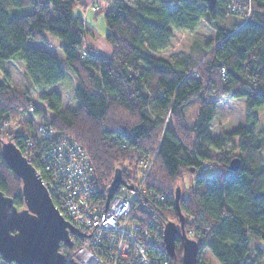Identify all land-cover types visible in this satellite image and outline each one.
<instances>
[{
  "label": "trees",
  "instance_id": "1",
  "mask_svg": "<svg viewBox=\"0 0 264 264\" xmlns=\"http://www.w3.org/2000/svg\"><path fill=\"white\" fill-rule=\"evenodd\" d=\"M132 2L114 0L103 9L104 38L112 51L103 55L85 44L90 29L76 13L85 7L80 0H0V67L20 61L30 90L47 104L46 109L37 108L28 93L0 83V121L16 119L33 107V115L54 132L79 143L93 164L95 204L105 203L117 170L132 185L138 180L135 158L154 157L145 184L166 200L159 205L143 196L146 208L138 207V201L133 219L154 232L148 222L152 218L161 227L179 225L174 197L180 187L185 231L199 245L197 264H264L259 247L264 242V129H257L254 112L264 107V0H217L213 11L202 0ZM231 5H239L241 12H233ZM17 9L26 12L17 14ZM230 15L240 20L231 28ZM202 21L214 36L179 59L159 55L171 46L175 31H195ZM48 35L60 40L63 64L48 50L32 46H49ZM64 65L76 79L74 108L64 107L53 89L66 80ZM236 99L246 100L249 124L214 135L219 103ZM190 107L196 109L192 116ZM48 111L53 113L50 119ZM19 141L23 156L49 181L40 156L31 161ZM233 158L240 161L236 171L228 169ZM206 166L213 170L203 172ZM185 179L190 186L183 195ZM0 191L23 207L22 182L4 161L1 143ZM76 247L60 246L67 264L75 261ZM149 247L151 257L182 264L179 238L174 258H168L164 244ZM95 250L112 260L102 247ZM0 264L8 263L0 256ZM118 264L130 263L120 258Z\"/></svg>",
  "mask_w": 264,
  "mask_h": 264
},
{
  "label": "built area",
  "instance_id": "2",
  "mask_svg": "<svg viewBox=\"0 0 264 264\" xmlns=\"http://www.w3.org/2000/svg\"><path fill=\"white\" fill-rule=\"evenodd\" d=\"M240 0H235L239 2ZM250 4V0H248ZM233 12L240 13L239 5H231ZM246 15L250 8L246 7ZM34 108H29L32 116ZM24 116V113H22ZM33 121V117L30 118ZM8 121H0V126ZM37 134L39 147L35 149V135ZM35 135L27 132H14L8 135L5 142H13L16 146L23 141V147L34 148L35 153L41 158L42 164L49 173V181L45 180L50 194L64 218L75 228L83 233L82 237L73 235L74 245H77L74 259L79 264H118L120 258L132 264H168L169 261H160L158 257H151L149 246L155 244L157 248L163 245L164 226H159L156 218L148 221L154 230L162 235V243L156 231L143 224L142 220L133 219L132 215L138 201V207L145 209L146 204L142 197L148 196L155 199L159 205H164L166 197L149 190L145 184L154 157L145 155L135 158L139 162L138 180L132 184V189L122 186L111 199L107 210L105 203L92 202V193L96 187L93 164L89 154L72 137L57 135L46 124L38 123L35 126ZM18 141V142H17ZM19 147V146H18ZM33 161L36 157L27 153ZM213 170L206 166L203 172ZM106 199V197H105ZM150 220V219H149ZM150 227V226H149ZM102 247L112 260L95 249ZM169 258V257H168Z\"/></svg>",
  "mask_w": 264,
  "mask_h": 264
},
{
  "label": "water",
  "instance_id": "3",
  "mask_svg": "<svg viewBox=\"0 0 264 264\" xmlns=\"http://www.w3.org/2000/svg\"><path fill=\"white\" fill-rule=\"evenodd\" d=\"M202 1L211 11L217 4V0ZM0 143L4 161L22 182L24 201V207L19 209L12 197L0 191V256L8 264H67L69 260L61 253L60 246L63 244L73 248L72 236L82 237L83 233L61 214L42 176L20 149L13 142L1 141V138ZM239 165V159L233 158L228 169L236 171ZM122 186H127L130 190L133 187L125 183L121 170H117L107 189L105 210ZM181 196V188L177 187L174 201L179 214V225L175 222L165 224L164 247L167 256L174 258L179 238L183 248L182 264H197L199 245L185 231V217L179 207ZM71 263L79 264L75 261Z\"/></svg>",
  "mask_w": 264,
  "mask_h": 264
},
{
  "label": "rangeland",
  "instance_id": "4",
  "mask_svg": "<svg viewBox=\"0 0 264 264\" xmlns=\"http://www.w3.org/2000/svg\"><path fill=\"white\" fill-rule=\"evenodd\" d=\"M127 2L129 4L133 3L132 0H127ZM91 6H92L91 9L94 11L98 9V6L94 4ZM25 12L26 10L24 9H17L15 11V13L17 14H23ZM102 14L104 13L102 12L101 15ZM227 21H228L227 26L229 28L233 27L234 25L240 22L238 17L232 15L227 17ZM105 26L106 25L104 24L103 17L98 19L96 23L92 20L91 27L92 29L94 28L93 30L97 31L98 33L104 31L106 28ZM212 36H214V31L212 30L211 27H209L206 24V22L202 21L199 27L195 31L192 32L175 31V36L171 42V46L166 51H164L163 54H159V55L168 58L170 60L179 59L183 56H187L188 54H190L191 50H193L194 47H197L201 43L206 42ZM48 41H49V47L52 48V50L58 49L60 45V40L52 37L51 35H48ZM24 71H25L24 66L20 61L13 60L11 62H6L3 64L2 67H0V83L3 82L7 83L10 87H12V89H14L19 93H28V97L32 100V102L35 104L37 108L46 109L47 104L39 99V92L30 90L29 84L24 77ZM64 71L66 74V80L63 83L55 85L53 89L62 96L64 107L74 108L75 102L73 101V95L76 87V79L72 71H70V69L65 65H64ZM5 74H7L6 77ZM6 79H8V81H6ZM195 110L196 109H194V107H190L188 109V113L190 114V116L194 115ZM254 112H256L259 116L257 129L258 130L264 129V107L256 108L254 109ZM52 115L53 113L51 111H48L49 119L52 117ZM247 115H248V111H247V105L245 99H236V100H230L227 102L219 103L217 107V114L215 120L212 123L213 134L223 135L224 133L235 129L239 125L249 124ZM18 116L19 117H17L16 119L9 118L8 121H5L3 123L2 127L0 126L1 141L5 142L6 139H8L7 138L8 135L13 134L14 132H21L23 130H25V132H27L26 130H28V133H31L34 136L35 126H38V123H41L43 125L45 124L42 121V118L35 114L31 116L29 113H24V116H22V114H18ZM31 117H33V121H31L30 119ZM56 132L57 131H55V133ZM56 134L60 136L59 133ZM25 150L31 156L35 157L34 156L35 150L33 147L30 148L26 146ZM154 163L155 161L153 160L152 168L150 169V172L153 169ZM138 169L139 167L137 168V170ZM181 186L184 187L183 195H186L187 190L189 189L190 186L189 181L185 179L184 184H181ZM23 207H24V203H23ZM262 246H264L263 241L259 243V247L263 249ZM206 256L210 257L208 252L206 253Z\"/></svg>",
  "mask_w": 264,
  "mask_h": 264
},
{
  "label": "crops",
  "instance_id": "5",
  "mask_svg": "<svg viewBox=\"0 0 264 264\" xmlns=\"http://www.w3.org/2000/svg\"><path fill=\"white\" fill-rule=\"evenodd\" d=\"M80 2L85 4V7H78V11L76 13L83 18L88 28L90 29V32H88V35H86L85 44L89 45L90 47H93L95 50H97L103 55H111V47L104 38L107 28H105V30L101 33H98L97 31L93 30L94 28L92 29L91 23L92 20L96 23L97 20L101 17H103L104 20V14L101 15V13L103 12L104 8H107L113 2V0H80ZM93 4L98 6V9L96 11L91 9V5ZM32 46H34L35 48L46 49L53 55H55L60 62H64V57L59 49L52 50V48H50L49 46L38 43H33ZM262 247L264 250V246Z\"/></svg>",
  "mask_w": 264,
  "mask_h": 264
},
{
  "label": "bare ground",
  "instance_id": "6",
  "mask_svg": "<svg viewBox=\"0 0 264 264\" xmlns=\"http://www.w3.org/2000/svg\"><path fill=\"white\" fill-rule=\"evenodd\" d=\"M76 262V261H75Z\"/></svg>",
  "mask_w": 264,
  "mask_h": 264
}]
</instances>
